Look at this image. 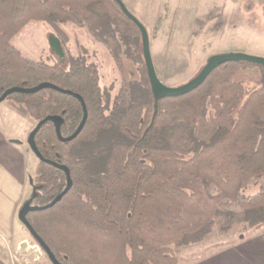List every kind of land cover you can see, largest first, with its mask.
<instances>
[{"label": "trees", "instance_id": "16d2710c", "mask_svg": "<svg viewBox=\"0 0 264 264\" xmlns=\"http://www.w3.org/2000/svg\"><path fill=\"white\" fill-rule=\"evenodd\" d=\"M31 22L56 31L71 23L103 44L121 76L116 98L83 59L69 58L65 70L24 57L13 42ZM44 83L81 96L88 111L75 140L60 142L51 122L35 139L73 181L61 202L27 217L62 264H176L181 248L215 231L264 224L263 66L223 65L156 113L142 35L114 0H0V97ZM7 100L38 123L62 117L65 138L84 118L78 99L51 89ZM35 182L40 208L67 187L66 174L42 161ZM252 186L258 193L246 196Z\"/></svg>", "mask_w": 264, "mask_h": 264}, {"label": "rangeland", "instance_id": "374dc122", "mask_svg": "<svg viewBox=\"0 0 264 264\" xmlns=\"http://www.w3.org/2000/svg\"><path fill=\"white\" fill-rule=\"evenodd\" d=\"M122 1L147 28L156 73L168 87H180L193 80L215 55L245 53L264 57V0ZM59 29L56 31L46 22H31L13 45L28 59L65 70L71 57L94 64L99 70L102 90L113 101L121 88V76L108 49L84 28L65 23ZM7 105L12 107L10 100L0 104ZM29 119L37 126L38 121ZM16 127L23 128L16 140L28 146L27 126ZM31 157L37 166L32 177L34 187L40 160L33 154ZM258 191V186H252L244 194L253 196ZM252 230L235 235L215 231L202 242L181 248L176 264L191 263L220 243ZM6 249L13 264H52L25 227Z\"/></svg>", "mask_w": 264, "mask_h": 264}, {"label": "crops", "instance_id": "0c3cea01", "mask_svg": "<svg viewBox=\"0 0 264 264\" xmlns=\"http://www.w3.org/2000/svg\"><path fill=\"white\" fill-rule=\"evenodd\" d=\"M21 125L27 126L29 136L36 127L11 106H0V264H13L6 245L15 242L18 234H22L24 226L19 213L32 197V177L37 167L29 145L16 140L20 134L18 131L23 129L16 126ZM182 264H264V225L237 239L220 243L191 263Z\"/></svg>", "mask_w": 264, "mask_h": 264}, {"label": "water", "instance_id": "95a60500", "mask_svg": "<svg viewBox=\"0 0 264 264\" xmlns=\"http://www.w3.org/2000/svg\"><path fill=\"white\" fill-rule=\"evenodd\" d=\"M114 1L120 6L123 14L137 26V28L139 29L142 35L143 53H144V58H145V62H146L147 70H148V76H149V80L151 84L152 93L155 99L156 113L158 111V104L161 100H164L167 98L181 97V96L187 95L195 91L207 80V78L215 70H217L219 67L223 65H226L228 63L244 62V63L256 64V65H260L264 67V57L248 55L245 53H228V54L215 55L209 58L206 66L203 68L200 74L197 77H195L193 80H191L187 84L182 85L180 87H176V88L168 87L159 79L156 73L152 55H151L150 37H149L147 28L143 25V23L135 15H133L129 11V9L126 7L125 3L122 0H114ZM46 89L55 90L62 94L70 95L78 99L83 106L84 118L80 126L78 127L77 131L68 138L63 137L62 135L61 129L64 124V120L62 117H59V116L47 117L43 121L39 122L37 126L35 127V129L32 131V133L30 134L29 139H28V145L31 151L40 161L50 164L53 167L63 171L67 177V187L52 203L42 208L32 205L34 199L37 197L36 191L34 190L32 197L23 205V207L20 210L19 220L21 224L28 230V232L33 237V239L37 242V244L45 252L50 262L52 264H62L56 258V256L51 251L49 246L45 243V241L36 233L34 228L29 223L27 217L30 213L53 208L55 205L61 202L64 196H66L69 193V191L72 189L73 181H72L71 173L68 167L60 165L52 161H49V160H45L42 158V155L36 145L35 139L40 129L45 124L51 122L54 124L56 128V133H57V136L60 142L68 143V142L75 140L80 135V133L83 131L86 125L87 119H88V111H87L86 104L81 96L74 94L71 91L63 90L49 83L41 84L38 87H35L33 89L20 88V87L9 89L0 97V104L5 102L10 96L15 95V94H24V95L37 94Z\"/></svg>", "mask_w": 264, "mask_h": 264}]
</instances>
